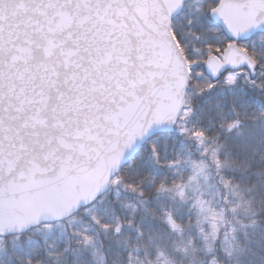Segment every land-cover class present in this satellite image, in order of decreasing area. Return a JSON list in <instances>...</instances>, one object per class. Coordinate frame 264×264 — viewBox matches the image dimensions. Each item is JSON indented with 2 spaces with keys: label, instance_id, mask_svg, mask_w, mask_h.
Returning <instances> with one entry per match:
<instances>
[{
  "label": "snow or ice",
  "instance_id": "1",
  "mask_svg": "<svg viewBox=\"0 0 264 264\" xmlns=\"http://www.w3.org/2000/svg\"><path fill=\"white\" fill-rule=\"evenodd\" d=\"M0 264H264V0H0Z\"/></svg>",
  "mask_w": 264,
  "mask_h": 264
}]
</instances>
